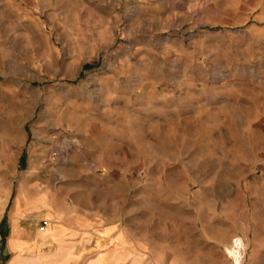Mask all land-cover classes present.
<instances>
[{
	"label": "rangeland",
	"instance_id": "rangeland-1",
	"mask_svg": "<svg viewBox=\"0 0 264 264\" xmlns=\"http://www.w3.org/2000/svg\"><path fill=\"white\" fill-rule=\"evenodd\" d=\"M257 1L0 0V264H75L65 227L96 219L93 264H233L235 239L264 264Z\"/></svg>",
	"mask_w": 264,
	"mask_h": 264
},
{
	"label": "crops",
	"instance_id": "crops-1",
	"mask_svg": "<svg viewBox=\"0 0 264 264\" xmlns=\"http://www.w3.org/2000/svg\"><path fill=\"white\" fill-rule=\"evenodd\" d=\"M256 2L255 8H258V1L254 0ZM223 2H226V0H218V4H221ZM187 6H189V3L187 2ZM189 10L193 11L192 7H188ZM172 10L169 8V5L164 3L162 4V9L159 12L157 10V13L155 14L156 19H164L168 17L171 14ZM162 93H161V100L165 101V104L167 107H172L174 106L173 104L176 103L178 99V87L175 86L174 88L169 89V87H163L162 88ZM182 93L186 94L188 102L190 101V105L193 107L194 104V96H195V89L193 87H186L185 89L181 90ZM260 183V182H259ZM247 190V189H246ZM256 194L253 195V197L250 195L252 194L251 191H245L246 194L249 195V201L251 203H256L255 211H256V217L264 218V184L261 185V187L255 191ZM245 201L246 198H245ZM188 231L190 232L187 236V241L193 243L195 239V234H194V217H191L188 224H187ZM64 235L67 237L66 241H71V242H78L74 247L76 250H78V261L82 259L83 257V252L87 251L90 249V257L92 264L95 263L94 261L98 259L99 255V244H100V237H99V228H98V221L97 219L93 222L91 221L90 229L88 230L87 227L83 226H77V227H65L64 230ZM88 235H89V245H88ZM168 237L166 234L162 235L161 241L162 243H167L168 242ZM173 240V238L171 239ZM105 242H108L109 245H116V246H121L122 250H129V239L127 235H125V231L123 230L122 232L119 231H113L109 233V235L104 239ZM106 244V243H105ZM78 261H76L78 263ZM75 263V264H77ZM80 264V262H79Z\"/></svg>",
	"mask_w": 264,
	"mask_h": 264
},
{
	"label": "built area",
	"instance_id": "built-area-1",
	"mask_svg": "<svg viewBox=\"0 0 264 264\" xmlns=\"http://www.w3.org/2000/svg\"><path fill=\"white\" fill-rule=\"evenodd\" d=\"M231 251L233 256H229L233 264H242L246 250L244 249V244L241 239H235L231 244Z\"/></svg>",
	"mask_w": 264,
	"mask_h": 264
},
{
	"label": "bare ground",
	"instance_id": "bare-ground-1",
	"mask_svg": "<svg viewBox=\"0 0 264 264\" xmlns=\"http://www.w3.org/2000/svg\"><path fill=\"white\" fill-rule=\"evenodd\" d=\"M21 232V231H20ZM26 233V232H25ZM13 234V233H12ZM30 233H28V235H29ZM228 254L230 255V256H233V253H232V251H231V246L229 247V249H228ZM28 264H31V262H29ZM36 264V263H35Z\"/></svg>",
	"mask_w": 264,
	"mask_h": 264
}]
</instances>
